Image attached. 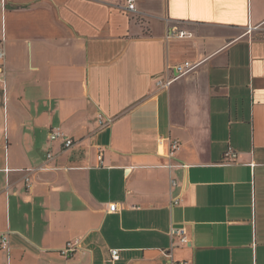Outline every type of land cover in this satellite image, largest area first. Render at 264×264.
Here are the masks:
<instances>
[{"label": "crops", "instance_id": "obj_1", "mask_svg": "<svg viewBox=\"0 0 264 264\" xmlns=\"http://www.w3.org/2000/svg\"><path fill=\"white\" fill-rule=\"evenodd\" d=\"M0 44V264H264V0H0Z\"/></svg>", "mask_w": 264, "mask_h": 264}, {"label": "built area", "instance_id": "obj_2", "mask_svg": "<svg viewBox=\"0 0 264 264\" xmlns=\"http://www.w3.org/2000/svg\"><path fill=\"white\" fill-rule=\"evenodd\" d=\"M3 3H5V0H1ZM128 10L129 11H134L135 10V3L136 0H126ZM170 36H175L174 32H171ZM187 35L185 33H180L179 37L184 38ZM5 49L4 47L0 44V76L4 74V64L3 61L5 59ZM199 64H194L192 62L186 61L183 62L182 64L176 66L174 68V72L177 74V77L171 81H168L166 83L160 81L159 85L163 87H169L172 83H174L175 80L178 78H181L192 71H194L196 68H198ZM113 120L112 119H107L104 116L100 115L98 119L99 123V128L104 129V128H109L113 126ZM50 141L51 142H62L63 146L66 148H71L74 146L75 142L68 136H66L63 132V130L60 127L53 128L50 133ZM160 147L161 149H168L167 152V157L169 159H174L175 156L178 154V152L181 150V144L177 140L173 139H160ZM53 155L49 154L48 159H52ZM99 161L103 162V156L102 154L99 155ZM238 161V153L236 152L235 148L232 146H229L226 158L224 160V163H236ZM254 166V165H253ZM170 168L171 166L168 165ZM29 172H32V170H29ZM26 181L30 183V179L26 178ZM28 188H31V185L28 184ZM118 205L113 204L109 208L110 213H116L118 212ZM171 238L173 240H177L180 245L187 246L190 243V237L188 234L187 229L183 226L180 228H174L171 230ZM174 247V246H173ZM1 249L3 252H5L8 257L10 258L11 256V244H10V238L9 236H3L1 240ZM83 249V238H77L74 240H71L67 242L65 247L61 250L60 254L61 256L65 258H70L74 256L79 250ZM111 256V262H116L120 259V251L119 250H113L110 254ZM169 262L168 264H195L193 262H176L173 260V257L171 255L168 256Z\"/></svg>", "mask_w": 264, "mask_h": 264}, {"label": "rangeland", "instance_id": "obj_3", "mask_svg": "<svg viewBox=\"0 0 264 264\" xmlns=\"http://www.w3.org/2000/svg\"><path fill=\"white\" fill-rule=\"evenodd\" d=\"M173 32H174V30H173ZM175 32H177V33H178V31H176V30H175ZM175 35H176V34H175ZM177 35H178V34H177ZM172 37H174V36H172Z\"/></svg>", "mask_w": 264, "mask_h": 264}]
</instances>
